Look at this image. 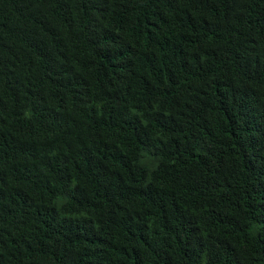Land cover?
I'll use <instances>...</instances> for the list:
<instances>
[{"label": "trees", "instance_id": "trees-1", "mask_svg": "<svg viewBox=\"0 0 264 264\" xmlns=\"http://www.w3.org/2000/svg\"><path fill=\"white\" fill-rule=\"evenodd\" d=\"M0 264H264V0H0Z\"/></svg>", "mask_w": 264, "mask_h": 264}]
</instances>
